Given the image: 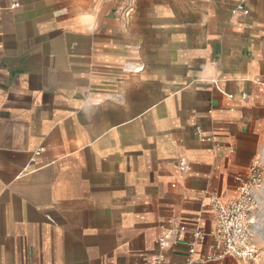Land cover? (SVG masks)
Here are the masks:
<instances>
[{
  "label": "crops",
  "instance_id": "crops-1",
  "mask_svg": "<svg viewBox=\"0 0 264 264\" xmlns=\"http://www.w3.org/2000/svg\"><path fill=\"white\" fill-rule=\"evenodd\" d=\"M262 156L264 0H0V264H186Z\"/></svg>",
  "mask_w": 264,
  "mask_h": 264
},
{
  "label": "built area",
  "instance_id": "built-area-1",
  "mask_svg": "<svg viewBox=\"0 0 264 264\" xmlns=\"http://www.w3.org/2000/svg\"><path fill=\"white\" fill-rule=\"evenodd\" d=\"M20 5L18 1H13L12 7ZM131 9L126 13L129 14ZM236 11L245 14L249 10L240 2ZM118 12V11H117ZM243 97H246L243 94ZM196 135L201 141H210L212 138L206 135L201 126H197ZM44 151L40 147L34 152L39 155ZM261 159L256 158L250 166L246 178L237 188V194L233 198L225 199L222 196L213 194L209 196V204L214 209L216 228L212 236L220 242V246L212 253L195 257L196 243L206 239V234L201 229L192 232L193 241L188 249L186 264H214L226 257H233L243 264L257 262L260 258L259 249L253 244L255 213L259 206L257 192L264 184V165ZM181 170L185 171L188 166L182 159L180 162ZM187 227L179 219L173 218L169 221V226L165 228L162 235L158 238L160 251H165L184 241ZM154 264H167L163 253L157 255Z\"/></svg>",
  "mask_w": 264,
  "mask_h": 264
},
{
  "label": "rangeland",
  "instance_id": "rangeland-1",
  "mask_svg": "<svg viewBox=\"0 0 264 264\" xmlns=\"http://www.w3.org/2000/svg\"><path fill=\"white\" fill-rule=\"evenodd\" d=\"M260 159L264 165V156ZM253 244L259 249L260 258L257 262H250L249 264H264V193L259 197V206L255 213Z\"/></svg>",
  "mask_w": 264,
  "mask_h": 264
}]
</instances>
